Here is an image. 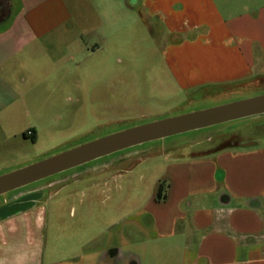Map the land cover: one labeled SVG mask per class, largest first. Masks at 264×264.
I'll use <instances>...</instances> for the list:
<instances>
[{
    "label": "crops",
    "instance_id": "obj_1",
    "mask_svg": "<svg viewBox=\"0 0 264 264\" xmlns=\"http://www.w3.org/2000/svg\"><path fill=\"white\" fill-rule=\"evenodd\" d=\"M9 2L10 17L0 24V114L23 98L26 64L51 78L76 55L88 65L106 45L115 50L123 3L127 15L135 4L163 26V61L173 71L189 68L174 75L182 90L210 98L264 81V0H86L91 11L81 16L91 24L82 27L74 25V0ZM102 61L115 68L113 53ZM30 131L23 138L34 142ZM235 146L165 157L152 185L143 211L157 235L180 236L181 264H264V147ZM5 195L0 264H88L84 256L47 261L41 195Z\"/></svg>",
    "mask_w": 264,
    "mask_h": 264
},
{
    "label": "rangeland",
    "instance_id": "obj_2",
    "mask_svg": "<svg viewBox=\"0 0 264 264\" xmlns=\"http://www.w3.org/2000/svg\"><path fill=\"white\" fill-rule=\"evenodd\" d=\"M78 1L70 3L75 13L74 25L88 26L91 23L81 15L91 11V7L86 0ZM93 6L97 11L104 10L96 3ZM121 10L115 50L106 45L88 65L82 64L80 53L81 56L73 57L66 73L58 67L51 78L33 75L37 68L24 66L31 73L21 85L23 98L0 114V175L68 150L79 142L264 94V81L210 98L202 97L198 90H182L174 75L189 68L180 64L173 71L163 61L169 38L163 26L138 5L133 4L131 16L125 13L124 3ZM111 53L116 61L113 70L102 61ZM30 130L35 132L34 142L23 138V133ZM231 144H237L236 150L264 147V115L115 153L97 162L127 159L136 150L143 156L128 161L119 159L109 175L95 173L43 190L45 194L56 191L42 201L46 260L59 262L84 256L88 264L103 260L108 264L109 260L97 256L98 252L115 248L120 264H181L180 236L157 235L143 211L152 185L160 176L165 157L210 152ZM128 165L132 166L127 168ZM76 170L31 184L22 192H34Z\"/></svg>",
    "mask_w": 264,
    "mask_h": 264
},
{
    "label": "water",
    "instance_id": "obj_3",
    "mask_svg": "<svg viewBox=\"0 0 264 264\" xmlns=\"http://www.w3.org/2000/svg\"><path fill=\"white\" fill-rule=\"evenodd\" d=\"M261 115L264 94L130 127L1 174L0 196L143 144Z\"/></svg>",
    "mask_w": 264,
    "mask_h": 264
},
{
    "label": "flooded vegetation",
    "instance_id": "obj_4",
    "mask_svg": "<svg viewBox=\"0 0 264 264\" xmlns=\"http://www.w3.org/2000/svg\"><path fill=\"white\" fill-rule=\"evenodd\" d=\"M110 123L113 124V122H110ZM82 143L83 142L76 143L74 146H78V145H80ZM140 156H143V155H136L134 157L133 156H129V157H127V159L120 157V158H115V160H112V158H111L108 161H106L105 163L97 162L100 159L95 160L93 162L87 163V164L82 165L80 167L74 168V169H77V170L72 172V173H70L69 175H67V176H65L63 178L53 180L47 186H41V187L36 188V190L33 193L40 194L41 195L40 199L43 201L45 198H47V195L50 196L51 194H55V192H56V191H54V192L51 191L50 194L49 193L45 194V192H43V190L47 191V190L52 189L56 185L66 184L67 182H71V181L72 182L73 181H78V179L81 178V177H86V176H89V175H93L95 173L109 172L108 173V175H109L111 173L110 172L111 168H113L114 166L117 165V161L119 159H124L125 161H128L129 159L140 157ZM119 165H121V163H119ZM131 166L132 165H128L127 168H130ZM127 168H126V170H127ZM24 190L26 191L27 188H22V189H20L18 191H24ZM117 254H118V252H117V250L115 248H113V249L109 248V249H106V250L99 251L97 256L101 257V258L103 257L102 259L105 258V259L109 260L108 264H120L118 259H117ZM97 264H104V260L100 261Z\"/></svg>",
    "mask_w": 264,
    "mask_h": 264
},
{
    "label": "trees",
    "instance_id": "obj_5",
    "mask_svg": "<svg viewBox=\"0 0 264 264\" xmlns=\"http://www.w3.org/2000/svg\"><path fill=\"white\" fill-rule=\"evenodd\" d=\"M11 14V7H10V2L9 0H0V24L6 22ZM25 135L27 136V134L25 133ZM32 135V132H31ZM30 135V136H31ZM32 141H33V137H31ZM162 187L159 186L158 192H160V189ZM156 199H160L159 195L157 194V198Z\"/></svg>",
    "mask_w": 264,
    "mask_h": 264
},
{
    "label": "built area",
    "instance_id": "obj_6",
    "mask_svg": "<svg viewBox=\"0 0 264 264\" xmlns=\"http://www.w3.org/2000/svg\"><path fill=\"white\" fill-rule=\"evenodd\" d=\"M26 134H27V136H30L31 135V132H27Z\"/></svg>",
    "mask_w": 264,
    "mask_h": 264
},
{
    "label": "bare ground",
    "instance_id": "obj_7",
    "mask_svg": "<svg viewBox=\"0 0 264 264\" xmlns=\"http://www.w3.org/2000/svg\"><path fill=\"white\" fill-rule=\"evenodd\" d=\"M31 198V197H30Z\"/></svg>",
    "mask_w": 264,
    "mask_h": 264
}]
</instances>
